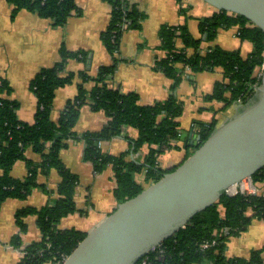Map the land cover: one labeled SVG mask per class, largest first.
<instances>
[{
	"label": "trees",
	"instance_id": "trees-1",
	"mask_svg": "<svg viewBox=\"0 0 264 264\" xmlns=\"http://www.w3.org/2000/svg\"><path fill=\"white\" fill-rule=\"evenodd\" d=\"M13 6L12 16L22 10L37 13L49 18L55 25H64L74 11L78 10L75 0H8ZM113 5L111 20L102 33V40L113 55L114 62L99 68L93 79L82 72L83 83L78 93L67 101L58 122L51 118L56 90L73 82L76 74H65L70 58L85 57L83 50L74 52L61 49V60L51 67L42 68L31 80L30 88L37 97L38 106L33 122L18 118L17 100L5 97L11 86L0 76V208L9 198H26L36 187H45L38 182V175L57 169L61 175L58 185V199L41 208L27 206L17 210L15 216L21 230H26L25 217L37 215L42 238L25 247L21 264H58L68 256L85 238L86 232L76 228L60 229L61 219L77 210L75 194L79 177L62 160L61 150L68 146L69 139L82 138L86 142L85 158L92 161L95 170L102 172L111 165L115 169L116 187L114 194L122 202L145 188L136 174L145 173V183L151 184L161 179L165 173L175 170L188 156L217 128V120L199 127L200 139L194 144L186 143L188 153L178 164H163L160 155L170 148H181L182 129L180 117L184 103L177 97L175 89L181 82L185 67L193 72H222V78L215 83L213 91L206 94L207 100H219L225 107L238 104L239 107L250 102L261 85L259 73L264 65V31L255 26L245 16L228 11H216L211 16L199 20L201 37L193 36L187 25H163L159 31L166 56L156 62V68L173 80L169 97L152 104H142L140 94L124 93L109 81L117 68L120 39L125 29L141 27L145 14L124 0H109ZM239 26V36L253 43V49L244 57L239 50L224 49L219 45L208 46L203 50L204 41L215 39L220 28ZM181 40L182 47L178 46ZM95 81L88 89L85 83ZM89 104L95 110H103L109 117L107 124L96 131H87L78 136L74 127L80 117L81 108ZM135 128L138 136L132 138L135 152L144 145L149 150L142 162L130 159L129 152L119 155L105 153L101 142L122 135L125 127ZM197 143V144H196ZM32 146L42 155L35 162L27 158L26 150ZM193 150L190 151V148ZM28 164V173L16 178L11 169L17 160ZM255 185L264 190V168L252 176ZM264 220V196L258 193H225L221 199L198 212L185 228L180 229L161 245L167 249L169 264H264V246L251 250L247 256L229 255L228 241L247 231L253 221ZM204 241L213 242L202 248ZM13 245L21 246V235L16 234Z\"/></svg>",
	"mask_w": 264,
	"mask_h": 264
},
{
	"label": "crops",
	"instance_id": "crops-1",
	"mask_svg": "<svg viewBox=\"0 0 264 264\" xmlns=\"http://www.w3.org/2000/svg\"><path fill=\"white\" fill-rule=\"evenodd\" d=\"M75 1L78 10L73 12L64 25H55L52 19L43 18L25 9L20 10L13 17L14 6L8 0H0V76L8 80L11 86V91L4 96L18 101L17 116L23 121L33 122L38 106L37 97L30 88L31 80L42 68H49L61 60L62 47L74 52L83 50L86 56L70 58L67 61L65 74L74 72L76 76L72 83L56 90L51 112V118L55 122H58L67 101L77 95L79 85L83 83L81 73L86 72L94 79L101 66L114 62L113 55L102 40V33L111 20L112 3L109 0ZM124 1L128 5L136 6L145 14V17L140 28L124 30L120 39L121 46L117 52V68L110 75L109 81L111 85L120 88L123 94L129 92L140 94L142 104L165 100L171 94L173 80L156 68L157 60L167 54L161 47L162 40L159 34L161 27L165 24L181 25L185 21L182 14L184 7H191L193 4L198 5L202 16H211L217 10L204 0L201 2H197L198 0ZM238 28L239 26L220 28L215 39L203 42L202 49L206 50L208 46L219 45L224 49L239 50L242 56H248L253 49V43L243 40L239 36ZM188 29L191 31L189 27ZM196 30L198 32H191V34L201 37L200 27L197 26ZM182 45V41L179 40L178 46L182 47ZM183 73V78L174 94L183 103L185 99H189L188 102L199 99L201 102H196L195 115L191 120L187 117L185 119L187 110L184 103V112L179 119L181 126L190 125L191 128L193 125L194 129L189 131L181 127L183 140L179 142V145L182 147L170 148L167 154L162 153L163 158H160V161L163 164H178L185 158L188 153L186 143L189 141L190 144L195 143L201 124H210L216 119L217 127H219L239 109V106L226 108L222 101L205 98L206 94L213 91L215 83L222 78L220 69L194 72V74L186 70ZM93 79L85 83L88 89L95 85ZM198 89L199 92H196ZM108 120L109 117L105 111L95 110L91 105L85 104L81 108L74 130L78 136H82L87 131L100 130ZM183 130L188 131L183 135ZM137 136V129L127 126L122 135L102 141L101 149L113 155L129 152L130 159L142 162L149 150V145L146 144L135 152L131 140ZM68 143V146L61 150L60 155L65 164L79 177L75 194L77 210L63 217L58 227L60 229L76 228L88 233L120 203L114 194L115 169L109 165L102 172L96 171L94 163L85 158L86 142L82 138L69 139ZM172 149L177 150V154H172ZM192 150L193 147L190 148V151ZM26 155L35 162L42 160V155L32 146L27 148ZM28 170L27 162L20 159L13 165L11 174L16 178H23ZM2 172L0 168V175ZM61 179L57 169H52L47 174L41 173L38 175V182L45 187L34 188L26 198H9L2 203L0 264H21L25 247L42 238L37 215L25 217L27 228L22 231L15 214L17 210L27 206L41 208L55 202L60 196L58 185ZM136 179L143 182L145 187L149 185L144 181L145 173L136 174ZM255 229L258 231L254 233ZM249 233H253L250 240ZM16 234L21 235V246H15L12 243ZM235 240L237 243L234 245H243L241 251L237 250L243 255L230 253L233 256H247L251 250L262 248L264 220L253 219L249 229L237 236ZM255 241H257L256 244H249Z\"/></svg>",
	"mask_w": 264,
	"mask_h": 264
},
{
	"label": "water",
	"instance_id": "water-1",
	"mask_svg": "<svg viewBox=\"0 0 264 264\" xmlns=\"http://www.w3.org/2000/svg\"><path fill=\"white\" fill-rule=\"evenodd\" d=\"M264 31V0H204ZM201 136L197 135V139ZM197 144V143H196ZM264 168V70L250 102L140 194L118 204L58 264H135L227 190Z\"/></svg>",
	"mask_w": 264,
	"mask_h": 264
},
{
	"label": "rangeland",
	"instance_id": "rangeland-1",
	"mask_svg": "<svg viewBox=\"0 0 264 264\" xmlns=\"http://www.w3.org/2000/svg\"><path fill=\"white\" fill-rule=\"evenodd\" d=\"M197 2H201V0L199 1H197ZM182 14H183V23L181 24V25H187L188 24V27L190 28V33L191 32H193V33H196V32H198L197 30H196V27L198 26L199 27V20L201 19V18H203V17H205V16H202V14H200V12H199V9H198V5H195V4H193V6H191V7H184V10H183V12H182ZM166 25V24H165ZM170 25V24H169ZM179 25V24H178ZM233 27V26H232ZM196 35V34H195ZM186 69L184 70H182V71H186V70H189V71H191L193 74H194V72L191 70V69H188L189 67H185ZM180 84V83H179ZM178 84V85H179ZM196 92H199V89L196 91ZM205 94V93H204ZM191 97V96H190ZM188 100L189 99H185V100H183L184 101V103H185V106H186V112H187V115L185 116V119H186V117H187V119L188 120H191V118L195 115V105H196V102H201L199 99H197V100H195V99H193L194 100V102H188ZM232 106H234V107H236V106H238V104H234V105H232ZM230 107V106H229ZM232 109H233V107H231ZM196 120V119H195ZM193 121V120H192ZM182 127V129L184 128V129H189V131H193V125L191 126V128H190V125L189 126H187V127H185V126H181ZM192 129V130H191ZM188 130H183V135L187 132ZM191 134V133H190ZM168 150L169 149H167L163 154H167L168 153ZM171 152H172V154H177V150H174V149H172L171 150ZM163 154L162 155H160V158L162 159L163 157ZM166 160H168V159H166ZM258 230L257 229H255V231H254V233L255 232H257ZM251 232V231H250ZM249 240H250V238L253 236V233H249ZM237 238V236L236 237H232L231 239H230V241H228L229 243H228V248H227V252H228V254L229 255H231L230 253H236V255H243V254H241V252L239 253V252H237V250H239V251H241V249H242V244H237V245H234V243L236 244L237 243V240H235ZM232 242V243H231ZM244 242H246V241H244ZM257 243V241H255V242H251V243H249V244H256ZM245 244V243H244ZM233 248V249H229V248ZM238 253V254H237Z\"/></svg>",
	"mask_w": 264,
	"mask_h": 264
},
{
	"label": "built area",
	"instance_id": "built-area-1",
	"mask_svg": "<svg viewBox=\"0 0 264 264\" xmlns=\"http://www.w3.org/2000/svg\"><path fill=\"white\" fill-rule=\"evenodd\" d=\"M191 69V68H188ZM263 70H264V65L262 67V71L259 73L260 76H262L263 74ZM260 87V86H259ZM258 87V88H259ZM258 193V192H262V195L264 196V190H261L260 188H258L255 183L253 182L252 178L250 179H245L240 183H237L235 185H232L226 193L234 195L237 193ZM213 242H209V241H204L201 245L202 248H208L210 245H212ZM168 252L167 249L165 247H163L162 245H159L155 250H153L152 252H150L149 254L143 256L137 263L135 264H169L168 263ZM67 257V256H66ZM65 257V258H66ZM64 258V260H65Z\"/></svg>",
	"mask_w": 264,
	"mask_h": 264
}]
</instances>
